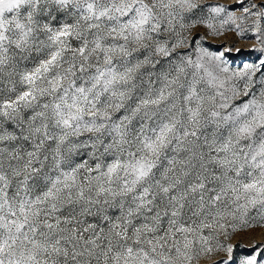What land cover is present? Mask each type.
<instances>
[{
    "label": "snow or ice",
    "instance_id": "1",
    "mask_svg": "<svg viewBox=\"0 0 264 264\" xmlns=\"http://www.w3.org/2000/svg\"><path fill=\"white\" fill-rule=\"evenodd\" d=\"M232 31L264 57V0H0V264H264L230 242L264 228Z\"/></svg>",
    "mask_w": 264,
    "mask_h": 264
},
{
    "label": "rangeland",
    "instance_id": "2",
    "mask_svg": "<svg viewBox=\"0 0 264 264\" xmlns=\"http://www.w3.org/2000/svg\"><path fill=\"white\" fill-rule=\"evenodd\" d=\"M223 3L232 5L234 0H222ZM239 11V9H236ZM211 47L213 50L218 49L221 45L224 47L233 48V51L228 54L229 59L234 66L239 67L245 62H254L258 57H261L260 52L251 51V45L256 44L257 41L250 32H246L243 37L237 35L236 32H227L225 35L218 38H210ZM235 48L245 49L240 53L235 52ZM264 58V57H261ZM233 244H239L240 247L236 249L237 254L244 255L252 251V245L264 243V228L256 227L248 231L238 232L230 241Z\"/></svg>",
    "mask_w": 264,
    "mask_h": 264
}]
</instances>
